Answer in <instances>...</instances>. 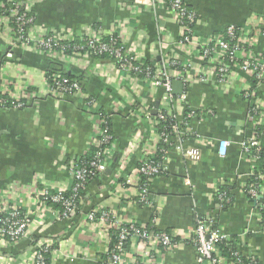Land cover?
<instances>
[{"label":"crops","instance_id":"crops-1","mask_svg":"<svg viewBox=\"0 0 264 264\" xmlns=\"http://www.w3.org/2000/svg\"><path fill=\"white\" fill-rule=\"evenodd\" d=\"M13 1L28 6L36 32L68 31L79 36L99 25L103 38L117 32L127 50L147 66H158L168 57H177L180 69L176 70L185 69L193 79L187 88L182 84L184 104L175 101L172 106L181 120L186 110L191 114L185 127L187 137L180 147L196 149L199 159L191 161L176 150H169L167 174L150 183L151 206H142L137 204L138 189L125 182L149 150L152 126L142 112L149 110L154 117L162 89L145 79H135L107 60L86 56L74 61L55 60L38 50L19 48L9 55L0 26V92H8L6 97L12 102V107H0V190L16 186L14 196L18 195L21 208L31 213L32 237L53 243L48 264H112L105 258L112 230L106 224L89 223L86 217L90 210H95L97 217L109 212L124 223L145 227L154 224L158 231L178 238L169 252L155 248L158 264H198L191 237L200 215L214 218L216 227L235 243L243 257L264 264L261 218L242 192L252 169L241 143L252 131L249 107L253 101L244 99L242 91L256 92L261 104L259 120L264 125V92L252 79L240 73L232 89L211 81L201 82L199 78L206 66L198 56L174 50L179 29L163 4L152 9L145 6L146 0ZM181 1L199 19L193 31L197 40L219 35L228 27L242 31L254 18L264 20V0ZM262 30L258 36L249 35L251 38L241 33V42L264 56ZM51 62L80 78L82 94L92 100L95 109H89L84 99L77 96L48 95L46 71ZM180 95L173 96L178 99ZM18 103L25 106L14 107ZM96 109L102 110L112 127V133L108 132L112 139L105 159L106 172L84 189L71 219L56 220L50 212L54 207L37 206L33 193L35 188L70 182L68 163L89 148ZM222 140L229 145L221 158L218 143ZM171 142L179 146L176 140ZM260 143L264 146V133ZM220 188L231 194V205L220 208L215 203ZM30 248L27 241L12 246L0 244V264H34ZM126 251V258L130 259L146 249L135 239Z\"/></svg>","mask_w":264,"mask_h":264},{"label":"built area","instance_id":"built-area-1","mask_svg":"<svg viewBox=\"0 0 264 264\" xmlns=\"http://www.w3.org/2000/svg\"><path fill=\"white\" fill-rule=\"evenodd\" d=\"M8 2L12 3L13 7L7 15L0 16V26L3 27L1 37L6 39L10 51L8 52L9 55H11L13 50L19 48L25 51L38 50L55 60L74 61L79 60L83 56L101 61L107 60L115 64L119 70L132 75L135 79L140 78L139 74L145 72L146 76H144V79L149 81L151 86L162 89V96L158 102V108L154 117L151 116L149 110L142 112L144 117L150 119L152 126L150 130L149 150L145 151L144 157L133 170L132 176L125 182L126 185L138 189L137 204L151 206L148 199L149 185L161 173L165 172L167 174L166 161L169 150L174 149L191 161L199 159V153L196 149L182 150L180 147L187 137V129L185 127L191 114H187L186 116L183 114V119L181 120L175 111H173L172 106L175 101L180 105L184 104L186 98L184 93L178 99L173 96L172 82L174 80H181L184 88H187L192 84V76L185 69L180 72L176 70L179 66L177 57H168L158 66L146 67V63L143 60L137 59L133 51L127 50L117 32L112 31L107 36L109 43H103V31L99 25L94 26L89 32L79 36L68 31L64 33L57 30L36 32L33 27L34 20L27 17L31 14L28 6L24 3H16L13 0H8ZM145 2H147L145 6L149 5L152 9H155L159 4L166 5L170 19L178 25L179 29L177 41L173 44L174 50L182 51L186 55L193 54L198 56L205 64L207 70L201 72L202 76L199 78L201 82L211 81V83L222 87L229 86L232 89L235 87V81L240 73L248 75L252 81H264V56L255 54L248 43L244 44V42H241V33L247 36L252 34L254 37L262 34L264 20L254 18L247 23L242 31L236 30L234 27H228L219 35L210 36L204 40H197L194 37L193 31L199 23V19L195 12L191 13L187 11L181 0H146ZM3 6L0 3V7ZM12 24L15 27H12ZM252 36L249 37L251 38ZM77 37L85 45L77 47L78 51L76 53H65V47L60 43L70 42ZM102 54H106L108 57H95ZM9 55L7 57H10ZM52 79V85L47 81L48 95L53 98L77 96L84 99L89 109H95L92 100H88L82 94V88L78 81L66 80L57 74ZM256 87L261 92H264L263 82L258 83ZM6 94L10 95L8 92H0L1 96H6ZM242 94V97L246 100L253 99V103L251 102L249 107V122L252 124V131L250 136L241 143L244 155L251 162L252 169L244 186L248 189L242 192L245 197L249 196L253 200L256 207L258 201L264 196L262 190L264 188V174H259L257 177L259 183L262 185L260 189L258 186L249 184V182L256 169V162L258 160L256 156L252 155L251 150L255 149L256 152H260L261 148H264L260 143L263 134L260 136L256 134V129L260 125L259 115L261 117L260 110L258 109L260 101L256 99L255 95L257 94L256 92L252 93V90L246 89L242 91ZM1 103H3L2 99H0ZM24 106L25 104L23 103L14 105L16 108ZM90 116H93V114ZM94 116V135L89 148L83 154H90L89 151L93 147L98 148V151L93 154V162L90 163V167L94 169V172L86 171L74 158L68 163L67 167L70 182L55 186H42V189L35 188L33 193L35 194V204L37 206L52 207L49 204L60 206L59 209L54 208L50 210L56 220H69L75 215L77 204H79L78 192L79 189L84 190L85 179L88 175L94 173H99L100 175L106 172L105 159L109 155L112 137L108 133L107 121L95 114ZM166 119H170L171 122L168 127L169 132L158 133L156 127L160 121H165ZM172 139L176 140L179 146L178 144H173L171 142ZM106 145L108 147L104 148ZM160 145H164L165 150L159 148ZM228 145V142L225 140L218 143L219 157H225ZM102 146L103 148L101 149L100 147ZM132 148L133 146L130 145V149ZM158 152L163 153V158L162 162L157 165L155 159ZM141 176L146 177L145 183L142 185H140ZM10 187L11 189H9ZM10 187L6 190H0V244L6 246L16 245L23 241H31L33 230L31 213L21 208L18 195L14 196L13 192L17 191L16 186ZM217 199L220 208L228 202L224 193L217 194ZM154 212H157V210H154ZM96 213L95 210L89 211L86 217L89 223L106 224L111 230L118 232L117 245L110 252L109 256L112 264H158L156 260L157 255L154 253L155 248L161 247L162 253H165L171 251L176 245L172 243V237L166 233L156 234L153 231H148L145 226L132 222L124 223L122 219L116 215H111L109 212H102L98 217ZM215 224V219L212 217L203 216V218H196L195 220L191 244L195 248L198 264H226L228 262V264H236L218 255L215 243L220 240L228 241L230 239H227ZM152 227L155 228L154 224H152ZM262 229L264 231V225H262ZM135 239L140 240L145 245L146 251L139 257L127 259L124 243L127 241L132 242ZM52 246L53 243L46 240L39 239L35 242L30 248L34 264H45L44 254H49Z\"/></svg>","mask_w":264,"mask_h":264},{"label":"trees","instance_id":"trees-1","mask_svg":"<svg viewBox=\"0 0 264 264\" xmlns=\"http://www.w3.org/2000/svg\"><path fill=\"white\" fill-rule=\"evenodd\" d=\"M0 3H2L4 6L3 7H0V16L2 15H7L9 10L13 7V4L8 2V0H0ZM184 7L187 9V11L191 12V13H194V11L189 7L187 6L185 3H183ZM28 18H32L34 20V16L32 14L28 15L27 16ZM12 27H15L14 24H12ZM102 41L103 43L105 44H108L109 43V38H102ZM61 45H63L65 47V53L67 54H72V53H76L78 51V49H76L77 47H83L85 44L80 41V39L77 37V38H74L72 41L70 42H66V43H60ZM96 58H107L108 55L106 54H102L101 56H95ZM148 64L146 63L145 66H147ZM63 66L61 64H57V63H52L51 62V65H50V68L46 71V78H47V81L52 85L53 83V79L52 77L57 74V75H60L62 78L66 79V80H76L80 83V78L78 76H74L72 74H69L65 71H63ZM144 68V67H142ZM179 68V67H178ZM180 69V68H179ZM154 70V69H153ZM152 70V71H153ZM151 71V72H152ZM153 73V72H152ZM144 76L145 75V72L139 74V77L144 79ZM260 82H263L264 81H253V84L255 86L258 85V83ZM0 99L3 100V103L0 104V107H12V102L8 99V97L6 96H1L0 95ZM88 100H90L88 98ZM95 115H97L98 117H101V118H104L105 121H107V128H108V132L111 134V130H112V127L110 125V120L107 118V116L102 112V110L100 109H96L95 110ZM188 114V111L186 110L184 112V115L186 116ZM171 124L170 122V119H166L165 121H160L159 125L156 127V130L158 133H168L169 132V125ZM264 133V125L263 124H260L257 129H256V134L257 136H260ZM101 149L103 148L100 147ZM161 149H164L165 150V147L164 145H160ZM98 151V148L96 147H93L91 148V150L89 151L90 154L88 153L87 155H81L79 157L76 158V161L81 165V167H84V169H86V171H89L91 173L94 172V169L90 167V163L93 162V154ZM251 153L252 155L256 156L258 158L257 162H256V169L254 170L253 172V175L252 177L250 178V182L249 184L251 183L252 185L254 186H258L259 189L260 187H262V185L259 183V180L257 179L258 175L259 174H264V148H261L260 152H256L255 149H252L251 150ZM162 158H163V153L162 152H158V154L156 155V159H155V162L156 164H160L162 162ZM99 176V173L96 174H91V175H88L85 179V184H84V187L86 188L88 186V184L94 180L95 178H97ZM163 176H166V173L163 172L161 173L158 177H163ZM145 180H146V177L144 176H141V181H140V185L144 184L145 183ZM84 188V189H85ZM247 187H243V191H247ZM263 192H264V188H262ZM83 192L84 190L82 191V189H79V192H78V195H79V204H77V210L79 208V205L81 203V200H82V197H83ZM68 193H70V191H68ZM224 193L226 195V198H227V203H225L226 205L229 204L231 205L232 204V196L231 194H228V192L222 188H220L217 192V194H222ZM217 194H216V198H215V203L218 205V199H217ZM247 199L254 204L253 200L247 196ZM264 196L262 199H260L258 201V205L255 207L257 209V212L259 213L260 215V218H261V225H264ZM141 205V204H139ZM49 206H52L54 207L55 209H59L60 206L59 205H56V204H49ZM77 212V211H76ZM197 218H203V216H198ZM216 226V224H215ZM147 230L148 231H153L154 233L156 234H159V233H166L167 235H169L170 237H172V243L176 244V242H178V238L176 237H173L172 234H170L169 232L167 231H158L157 229L153 228L152 225H148L146 226ZM110 242H109V245H108V253L106 255L105 258L109 259L110 257V252H112L115 248V246L117 245V242H118V232L115 231V230H112L111 231V234H110ZM193 237V236H192ZM191 237V238H192ZM39 240L38 237H32L31 238V241H27V243L32 247L34 245L35 242H37ZM129 243L130 242H126L124 243V250H127L128 247H129ZM53 248V246H52ZM215 249L218 253V255L224 259H227V260H231L232 262L236 263V264H255V261L251 258H245L243 257L236 249V245L235 243L232 241V240H220L218 241L217 243H215ZM44 258H45V264H48L49 262V254L46 253L44 254Z\"/></svg>","mask_w":264,"mask_h":264},{"label":"water","instance_id":"water-1","mask_svg":"<svg viewBox=\"0 0 264 264\" xmlns=\"http://www.w3.org/2000/svg\"><path fill=\"white\" fill-rule=\"evenodd\" d=\"M172 94L173 95H180L182 94V83L179 81L172 82ZM108 174V172H107Z\"/></svg>","mask_w":264,"mask_h":264},{"label":"rangeland","instance_id":"rangeland-1","mask_svg":"<svg viewBox=\"0 0 264 264\" xmlns=\"http://www.w3.org/2000/svg\"><path fill=\"white\" fill-rule=\"evenodd\" d=\"M13 51H14V50H13ZM13 51H12V52H13ZM7 52H10V51H9V49H8V51H7Z\"/></svg>","mask_w":264,"mask_h":264}]
</instances>
